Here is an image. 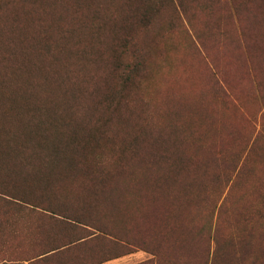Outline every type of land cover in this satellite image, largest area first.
<instances>
[{"label": "rangeland", "instance_id": "rangeland-1", "mask_svg": "<svg viewBox=\"0 0 264 264\" xmlns=\"http://www.w3.org/2000/svg\"><path fill=\"white\" fill-rule=\"evenodd\" d=\"M63 2L54 9L64 15L62 28L70 24L72 16L78 30L60 57L49 53L42 59L32 50L29 39L35 35L33 15L38 6L29 2L6 4V10L0 13L1 26H8L6 18L16 12L18 20L12 25L26 26L29 33L24 38L23 34H12L0 41L1 138H26L24 131L34 134L26 124L38 120L60 116L71 124L81 97L93 109L96 95H102L99 87L92 86L94 77L104 68L101 65L108 60L117 33L120 37L121 28L130 27L132 13L147 4V0H86L77 12L70 6L72 0ZM104 19L107 21L100 23ZM237 31L228 0H182L180 8L177 4L164 8L147 29L135 35L143 55L144 81L129 93V105L122 107L121 113L133 115L138 128L132 127L131 136L117 131L113 141L114 146L130 145L137 153L123 169L110 164L112 153L104 142L108 151L102 156L108 171L135 176L126 175L118 186L111 184L112 192L99 206L86 193V182L81 186L82 180L77 179L64 184L60 194L83 197L73 200L72 204H78L75 209L85 206L87 216L111 226V221L119 220L118 232L151 247L156 238L143 232L146 227L158 231L162 214L169 210L167 230H172L175 223L179 233L185 232V245L196 257L200 254L201 233V264L206 248H212L213 226L219 236L241 233L243 226L235 227L239 219H248V225L257 231L264 228V56L255 55L253 65L248 64ZM225 36L231 38L222 41ZM95 88L99 91L89 97L88 91ZM222 91L228 93V100ZM102 115L112 118L118 128L123 127L115 118L118 115L101 105L94 109L88 123L99 127ZM111 151L118 157V148ZM10 172L9 166L0 164L4 183ZM152 173L157 174L154 184L147 179L140 181L141 175ZM163 177L169 178L168 185H155L156 179ZM3 210L0 208V215H5ZM35 217L27 215L20 222L27 220L29 223L22 225L30 227L37 223ZM0 227L5 229L4 225ZM65 228H58L57 238L67 242ZM160 246L165 252L167 245L163 242ZM127 250L124 246L118 249L123 253ZM109 253L107 243L92 242L71 250L64 258L69 257L73 264H85L79 261L83 256L92 264V259ZM150 258V254L137 249L104 264H138Z\"/></svg>", "mask_w": 264, "mask_h": 264}, {"label": "trees", "instance_id": "trees-1", "mask_svg": "<svg viewBox=\"0 0 264 264\" xmlns=\"http://www.w3.org/2000/svg\"><path fill=\"white\" fill-rule=\"evenodd\" d=\"M84 1L86 0H72L70 6L72 8L74 6L79 12L81 10L79 6ZM25 2L38 6L33 15L36 19L32 25L35 35L29 39L34 53L42 59L49 53H55L59 57L64 55L68 40L75 35L78 28L74 27L72 16L70 24L62 28L61 20L64 15L55 13L54 9L55 5L63 0H0V13L6 10H3L6 4L16 6L24 5ZM228 2L237 24L236 38L243 45L248 64L251 62L253 65L252 60L256 59L255 55L264 56V0H228ZM175 4L180 8L182 0H147L145 6L139 5L137 11L132 13L130 27L122 25L120 37L117 33L115 37L117 41L111 45L108 60L101 65L104 68L98 71L93 79L92 86H97L102 91V95H96L94 104H91L94 106L93 109L87 105L85 98L81 97L77 102V113L73 114L74 120L71 124H67L66 120L63 121L59 116V119L38 120L36 123L26 124L27 127L34 129V134L32 131H24L26 138H14L15 135L12 138L0 137V164L9 166L11 170V176L5 178L6 183L4 179L1 180L2 177L0 178V208L5 209V212L3 210L5 215H0V226H5V229L0 227V264L3 262L73 264L72 259L64 256L71 250L90 245L92 242L100 245L107 243L110 247L109 254H101L97 259H92V264H104L121 257L115 253L123 246L129 248L124 255L137 249L151 255L150 259L138 264H201V233L199 234L200 254L196 257L195 253L191 249L188 250L185 245L183 239L185 232L179 233L180 229L175 223L172 230H167L169 217L166 213L169 210L162 214L158 231L152 232L146 227L143 232L156 238L155 246L151 247L118 232L116 229L120 224L119 220L111 221V226L109 222L87 216L85 206L75 209L78 204L72 202L81 201L83 197H80V194L68 198L65 192L61 194L59 192L64 184L81 179L82 185L80 183L79 185L83 186L86 182V193L93 200V204L99 206L106 194L112 192L111 184L115 187L118 186L120 179H125L126 175L130 178L135 176L128 172L116 174L107 170L109 165L106 168L102 156L108 150H105L103 142L112 153L108 158L110 164L113 163L117 169H121V166L123 169L125 162L136 156L137 152L132 146L128 144L114 146L113 141L117 131L123 130L131 136L132 127L138 128L133 115L121 113L122 107L127 108L126 105H129L126 102L129 93L136 91L144 81L143 55L135 35L140 30L147 29L159 16L161 10ZM6 19L8 26L0 25V41L4 37L5 39L11 37L12 34L14 36L23 34V38L25 33L29 34L26 26L12 25V22L18 20L16 12ZM106 21L107 19L100 20V23ZM229 38L231 37L225 36L222 41ZM4 45L7 46L6 41ZM100 58L104 59L105 56L100 55ZM54 75L51 74L50 77ZM56 81L60 84L59 78ZM99 88L89 90L88 96L95 97L94 92H98ZM226 93L222 91L223 96H226L225 100H228L230 96ZM80 105H84L85 108L80 109ZM97 105L116 113L118 116L115 118L120 119L123 127L118 128L117 124L112 123V118L105 115L98 118L101 119L97 122L99 127L89 124L88 121L92 119V113ZM1 129L2 123H0ZM113 148H118V157L111 151ZM9 161L13 163L7 164ZM156 177L157 174L153 173L149 176L141 175L140 181L147 179L154 184ZM156 182L158 184L155 185L167 186L169 178L156 179ZM61 199L65 204H62ZM27 215L36 216L37 223L30 227L29 224L23 226L22 224L29 222L26 220L21 223L20 220ZM248 222V219L236 220L235 227L243 226V231L239 234L231 232L225 236H219L213 226L210 233L212 248H206V259L202 263L264 264V228L257 231L248 225ZM61 225L66 227L64 239H68L67 242L57 238L58 228ZM14 226L19 228L15 229ZM67 230H70L68 235ZM163 242L167 246L162 253L160 245ZM12 248H14L13 252ZM22 253L24 256L18 258L17 255ZM10 254L15 257L11 258ZM79 261L89 264L83 256L79 257Z\"/></svg>", "mask_w": 264, "mask_h": 264}, {"label": "snow or ice", "instance_id": "snow-or-ice-1", "mask_svg": "<svg viewBox=\"0 0 264 264\" xmlns=\"http://www.w3.org/2000/svg\"><path fill=\"white\" fill-rule=\"evenodd\" d=\"M115 255H117V256H122V255H124V253L121 252V251H117V252L115 253Z\"/></svg>", "mask_w": 264, "mask_h": 264}]
</instances>
